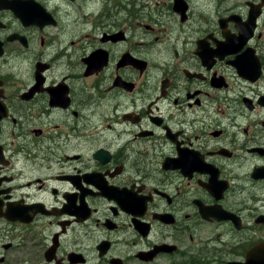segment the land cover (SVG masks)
Instances as JSON below:
<instances>
[{
  "label": "flooded vegetation",
  "instance_id": "flooded-vegetation-1",
  "mask_svg": "<svg viewBox=\"0 0 264 264\" xmlns=\"http://www.w3.org/2000/svg\"><path fill=\"white\" fill-rule=\"evenodd\" d=\"M1 2L0 264L264 262V0Z\"/></svg>",
  "mask_w": 264,
  "mask_h": 264
},
{
  "label": "water",
  "instance_id": "water-1",
  "mask_svg": "<svg viewBox=\"0 0 264 264\" xmlns=\"http://www.w3.org/2000/svg\"><path fill=\"white\" fill-rule=\"evenodd\" d=\"M31 0H3V2H1V6L2 7H5V8H10L12 10H14L18 15H20L22 18L24 17H32L31 14H33V12H28L26 11L25 13L21 10H19V7L22 6L23 3H26V2H30ZM30 5L29 4H25L24 5V8L25 7H29ZM35 6V5H34ZM34 206H28L27 208L24 206L23 210H19V211H12L13 213L15 212H22L24 215L21 216L22 219H20L21 221L23 222H31L32 219H33V216L34 214L36 213V211L33 209ZM0 216H5V217H8L10 220L12 221H15L16 219H19L18 216H10V215H7L6 213L3 212L2 210V204L0 203ZM229 264H240V263H237V262H232V263H229ZM264 264V262L262 263Z\"/></svg>",
  "mask_w": 264,
  "mask_h": 264
},
{
  "label": "rangeland",
  "instance_id": "rangeland-1",
  "mask_svg": "<svg viewBox=\"0 0 264 264\" xmlns=\"http://www.w3.org/2000/svg\"><path fill=\"white\" fill-rule=\"evenodd\" d=\"M4 228L10 229L11 227L9 225H6L5 222L0 221V229H2L4 231ZM157 261H155L154 263L157 264ZM134 264H139V263L136 261V262H134Z\"/></svg>",
  "mask_w": 264,
  "mask_h": 264
}]
</instances>
